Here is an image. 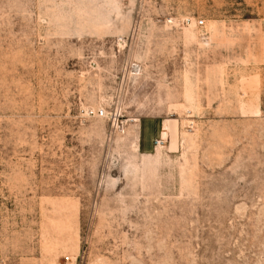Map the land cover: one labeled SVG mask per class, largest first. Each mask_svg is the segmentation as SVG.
Wrapping results in <instances>:
<instances>
[{"label": "rangeland", "instance_id": "obj_1", "mask_svg": "<svg viewBox=\"0 0 264 264\" xmlns=\"http://www.w3.org/2000/svg\"><path fill=\"white\" fill-rule=\"evenodd\" d=\"M0 264H264V0H0Z\"/></svg>", "mask_w": 264, "mask_h": 264}, {"label": "crops", "instance_id": "obj_2", "mask_svg": "<svg viewBox=\"0 0 264 264\" xmlns=\"http://www.w3.org/2000/svg\"><path fill=\"white\" fill-rule=\"evenodd\" d=\"M143 121L144 120H141L140 122H139V135H140V142H141V148H142V150H144V151H148L149 149H150V146H152L153 145V141H152V139L154 140L155 138H157L158 137V133L156 132V130H155V123L152 121V120H147V119H145V121H149V122H152V126H154V129H153V132L151 133V135H150V137H149V139L145 136V134H144V129H143V126H142V124H143ZM149 125V124H148ZM147 129H148V127H147ZM163 135V133L161 132V134H160V136H162ZM147 141H149V144H147Z\"/></svg>", "mask_w": 264, "mask_h": 264}, {"label": "built area", "instance_id": "obj_3", "mask_svg": "<svg viewBox=\"0 0 264 264\" xmlns=\"http://www.w3.org/2000/svg\"><path fill=\"white\" fill-rule=\"evenodd\" d=\"M197 25H198V26L203 25V21H202V20H199V21L197 22ZM90 112H91L92 114H94L95 116H103V115H104V110H103V109H98L97 111H92V110H90ZM163 143H164V139H162L160 136L157 137V138H155V139L153 140V146H154L155 148H156V147H161Z\"/></svg>", "mask_w": 264, "mask_h": 264}, {"label": "bare ground", "instance_id": "obj_4", "mask_svg": "<svg viewBox=\"0 0 264 264\" xmlns=\"http://www.w3.org/2000/svg\"><path fill=\"white\" fill-rule=\"evenodd\" d=\"M165 136V135H164ZM162 139H164V140H166L164 137H161ZM159 148H161V147H156V149H159Z\"/></svg>", "mask_w": 264, "mask_h": 264}]
</instances>
